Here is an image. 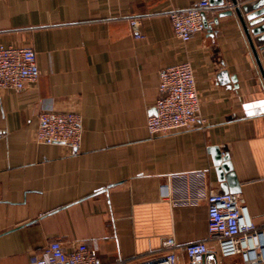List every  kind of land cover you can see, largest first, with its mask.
<instances>
[{
	"label": "crops",
	"instance_id": "obj_1",
	"mask_svg": "<svg viewBox=\"0 0 264 264\" xmlns=\"http://www.w3.org/2000/svg\"><path fill=\"white\" fill-rule=\"evenodd\" d=\"M196 1L0 0V42L34 47L41 69L37 83L0 99V264H29L53 240L68 249L95 242L107 264L160 255L169 236L178 245L206 239L207 204H185L182 195L189 173L222 190L212 147L229 154L239 194L264 227V77L235 8L218 10L187 43L174 35L168 11ZM186 61L204 126L152 137L159 73ZM42 108L82 114L79 149L35 141ZM209 246L204 264L237 260Z\"/></svg>",
	"mask_w": 264,
	"mask_h": 264
},
{
	"label": "built area",
	"instance_id": "obj_2",
	"mask_svg": "<svg viewBox=\"0 0 264 264\" xmlns=\"http://www.w3.org/2000/svg\"><path fill=\"white\" fill-rule=\"evenodd\" d=\"M227 7L233 8L231 4ZM220 9L223 8L213 6L210 0H199L189 7L171 9L167 15L174 35L187 43L214 22V16ZM128 21L134 37H144L142 19L133 16ZM40 76L34 47L0 42V99L6 90L21 91L37 83ZM201 105L196 76L189 61L162 69L156 114L147 121L150 136L161 137L203 127L205 120L200 117ZM83 133V117L79 111L42 108L34 139L37 143H61L77 150ZM200 175L189 173L184 177L182 202L207 204L206 239L178 245L175 238L169 236L162 240L165 251L160 255L138 262L118 257L107 264H180L179 252L187 256L189 264H202L210 252V242L216 244L222 257H237L229 264H264V227L253 221L245 199L239 193L224 192L206 185ZM96 249L95 242L89 245L87 241H78L68 249L61 241L53 240L40 253L33 255L29 264H104L99 261Z\"/></svg>",
	"mask_w": 264,
	"mask_h": 264
},
{
	"label": "water",
	"instance_id": "obj_3",
	"mask_svg": "<svg viewBox=\"0 0 264 264\" xmlns=\"http://www.w3.org/2000/svg\"><path fill=\"white\" fill-rule=\"evenodd\" d=\"M231 1L232 2L230 4L233 6V8H235V11L243 24L247 37L252 45L254 55L257 59V62L259 63L262 75L264 77V68L261 65L257 48L254 45L255 40L264 58V0H249L240 6H238L237 0ZM210 3L213 6L223 8L222 12L219 13V17L233 13V10L227 7L224 0H210ZM243 13H245L247 22L243 17ZM216 21L217 19L215 18L214 22ZM208 27L210 26L207 25V28ZM249 27H251V29ZM252 35L254 36V40L252 39ZM220 79L222 83L229 82L230 79L228 77L227 71H222L220 73ZM231 80L236 83V76H233ZM211 150H213L215 155V165L217 167L219 180L221 181L222 190L229 193H240L241 185L236 176L229 154L222 152L217 147H212Z\"/></svg>",
	"mask_w": 264,
	"mask_h": 264
}]
</instances>
